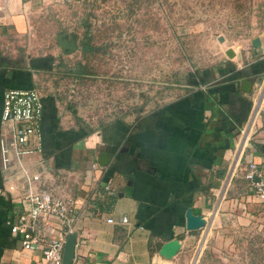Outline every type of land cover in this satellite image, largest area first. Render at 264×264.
<instances>
[{
    "label": "crops",
    "instance_id": "crops-1",
    "mask_svg": "<svg viewBox=\"0 0 264 264\" xmlns=\"http://www.w3.org/2000/svg\"><path fill=\"white\" fill-rule=\"evenodd\" d=\"M74 1L0 0V35L29 33L37 4L51 10ZM263 31L264 19L249 38ZM229 60L201 70L185 92L155 110L91 129L67 123L54 94L42 91L41 149L23 155L22 161L42 174L46 187L75 198L81 215L74 224V260L171 264L158 249L173 237L181 241L177 253L185 249L194 234L185 227L188 206L206 218L199 231L203 236L226 223L229 215L245 221L252 210L264 211V201L246 177L251 162L264 160V94L255 112L264 80V51L256 54L248 46ZM31 61L23 67L0 63V136L3 91L36 86V71L54 63L48 56ZM243 78L252 82L250 91L242 89ZM101 151L110 155L107 164L98 161ZM212 170L216 178L231 170L223 190L202 189ZM17 177L0 164V264H41V249L23 248L10 229L14 216L30 205L20 197ZM11 184L17 188L10 189ZM105 185L113 188L112 194ZM122 216L127 222H119ZM49 224L46 237L59 227L56 220Z\"/></svg>",
    "mask_w": 264,
    "mask_h": 264
},
{
    "label": "rangeland",
    "instance_id": "rangeland-1",
    "mask_svg": "<svg viewBox=\"0 0 264 264\" xmlns=\"http://www.w3.org/2000/svg\"><path fill=\"white\" fill-rule=\"evenodd\" d=\"M51 8L35 6L29 33L0 35V63L52 59L51 68L36 71L35 87L54 94L67 123L87 129L136 118L182 94L201 70L236 55L223 42L235 49V39L249 40L264 19V0H75ZM59 32L78 41L89 32L93 47L85 58L80 48L64 52ZM77 62L86 63L83 74L74 72ZM252 212L245 221L229 215L206 236L193 230L171 264H264V211Z\"/></svg>",
    "mask_w": 264,
    "mask_h": 264
},
{
    "label": "built area",
    "instance_id": "built-area-1",
    "mask_svg": "<svg viewBox=\"0 0 264 264\" xmlns=\"http://www.w3.org/2000/svg\"><path fill=\"white\" fill-rule=\"evenodd\" d=\"M42 91L38 87L26 89L7 88L3 91L1 120L3 131L0 136V164L18 176L22 191L20 197L29 201V207L17 213L10 229L19 235L23 248H40L41 264H62L65 238L74 230L81 215L75 198L65 192H56L46 187L40 172H32L23 163L22 157L41 149L40 123L42 119ZM246 177L252 182L255 194L264 201V160L260 164L251 162ZM10 189L17 186L11 184ZM108 193L113 188L105 185ZM56 220L59 227L47 236L46 227ZM107 221L113 222L112 217ZM119 222H127L122 216ZM71 264H85L73 260Z\"/></svg>",
    "mask_w": 264,
    "mask_h": 264
},
{
    "label": "water",
    "instance_id": "water-1",
    "mask_svg": "<svg viewBox=\"0 0 264 264\" xmlns=\"http://www.w3.org/2000/svg\"><path fill=\"white\" fill-rule=\"evenodd\" d=\"M225 39L224 36H219L218 40L223 42ZM235 39V38H234ZM238 40V45L235 47V52L232 48H230L232 41L223 42L224 43V51L228 56H234L238 53V47H248L251 46L254 53H260L264 51V31L253 36L249 40L246 39H235ZM57 42L60 47H62L65 51H71L76 47V40L74 36L66 37L61 33L57 34ZM252 86V82L247 78L242 79V89L245 91H250ZM264 94V80L261 88V92L259 94V99L256 104L255 112L259 107L260 100L262 99ZM110 155L106 151H101L98 154V161L100 164L104 165L109 162ZM231 175V170H229L223 178H216L214 170L210 171L208 175L207 182L202 185L203 190H208L210 188H219L221 190L224 189L225 183L228 182ZM207 220L206 218L199 213H194L192 211V207L188 206L185 210V227L187 230H197L206 226ZM77 241V231L73 230L69 232L65 238L63 250H62V264H71L74 251L75 244ZM181 248V241L177 237H173L167 240H164L161 246L158 249V253L164 258L170 259L172 258Z\"/></svg>",
    "mask_w": 264,
    "mask_h": 264
},
{
    "label": "trees",
    "instance_id": "trees-1",
    "mask_svg": "<svg viewBox=\"0 0 264 264\" xmlns=\"http://www.w3.org/2000/svg\"><path fill=\"white\" fill-rule=\"evenodd\" d=\"M59 33H61V34H63V35H65L63 32H59ZM89 33V32H88ZM88 33H85L84 35H83V37H82V39L81 40H79L78 41V36L75 34V33H71V36H74V38H75V40H76V47L73 49V50H76V49H78V48H80V51H82V53L84 54L83 56H84V58L87 56V54H86V52L88 51L89 52V50H91L92 49V47H93V44H91V42H90V40H89V35H88ZM58 34V33H57ZM70 36V37H71ZM56 38H57V35H56ZM63 50V49H62ZM64 52H72V50L71 51H65V50H63ZM6 61L5 60H3V62H2V65H6ZM1 65V64H0ZM75 65V70H74V72L76 73V74H83L88 68H86V63H81V62H77V63H75L74 64ZM13 66H16V67H23V66H25L24 64H22V62H18V63H15ZM37 83V82H36ZM188 86V85H187ZM189 87V86H188ZM181 95V94H180ZM180 95H178V96H180ZM165 102H163V103H161V104H164ZM161 104H159V105H161ZM159 105H156V106H154L151 110H155L156 108H158L159 107ZM147 113V112H146ZM143 114H145V113H143ZM143 114H141V115H139V116H137L136 118H139L140 116H142Z\"/></svg>",
    "mask_w": 264,
    "mask_h": 264
},
{
    "label": "flooded vegetation",
    "instance_id": "flooded-vegetation-1",
    "mask_svg": "<svg viewBox=\"0 0 264 264\" xmlns=\"http://www.w3.org/2000/svg\"><path fill=\"white\" fill-rule=\"evenodd\" d=\"M65 36V35H64ZM67 37V36H66ZM62 48V47H61ZM63 49V48H62ZM64 50V49H63Z\"/></svg>",
    "mask_w": 264,
    "mask_h": 264
}]
</instances>
